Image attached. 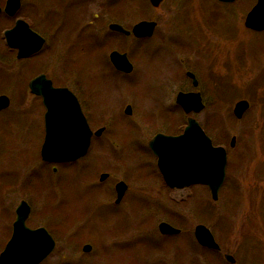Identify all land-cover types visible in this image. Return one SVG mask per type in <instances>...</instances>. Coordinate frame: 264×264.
<instances>
[{"label": "rangeland", "instance_id": "1", "mask_svg": "<svg viewBox=\"0 0 264 264\" xmlns=\"http://www.w3.org/2000/svg\"><path fill=\"white\" fill-rule=\"evenodd\" d=\"M75 1V14L86 15L79 27L87 38L92 19L88 14H96L97 5ZM120 1L124 3H113L112 12L126 17L107 16L108 22L133 27L154 20L158 28L153 42L115 44L128 54L136 70L122 80L124 88L118 95L107 86L117 80L112 69L106 71L101 51L94 50L81 61L79 76L94 77L91 89L103 114L96 115L94 126L106 128L85 159L59 166L54 174L52 166L40 162L38 118L16 116L15 108L0 116V253L14 210L26 201L32 208L28 221L32 228L57 226V248L43 264H231L224 254L233 255L235 264H264V34H254L244 25L255 1L239 0L235 11L217 0H166L159 10H153L149 0ZM28 3L25 0L24 17ZM60 5L42 3L36 15L31 9V18L49 23L50 18H59V11L62 14L65 2ZM82 6L85 14L79 11ZM101 21L89 25L98 27ZM102 30L98 37L110 41L108 26ZM82 38L77 39L80 59L85 53L81 47L88 48L86 41L80 45ZM61 40L65 46V39ZM4 48L0 39L1 63L7 61ZM188 71L198 79L206 105L192 117L214 145L228 153L227 175L217 202L205 186L167 192L147 146L157 132L179 133L187 125V115L175 97L180 91L194 90ZM131 85L137 91L138 106L124 91ZM240 100L249 101L250 109L237 120L233 108ZM128 102L134 108L132 117L124 114ZM234 137L236 144L231 147ZM103 173L109 178L101 184ZM119 182L126 183L129 192L117 206L114 188ZM162 222L181 234L162 237L158 232ZM197 225L210 229L221 252L198 244ZM85 244L93 247L91 253L82 252Z\"/></svg>", "mask_w": 264, "mask_h": 264}, {"label": "flooded vegetation", "instance_id": "2", "mask_svg": "<svg viewBox=\"0 0 264 264\" xmlns=\"http://www.w3.org/2000/svg\"><path fill=\"white\" fill-rule=\"evenodd\" d=\"M8 1L9 0H0V10H1L0 11V39L2 40L4 47H5L4 49L7 52V54H6L7 55V61H2V63L0 62V69H1L0 70V84L4 83V86L2 88H0V96L7 97L10 101V106L7 109L1 111L0 116L2 114L6 113L10 108H15L16 110H13V113H12L14 115L22 114L24 116H31L33 118H38V121L40 122L39 123L40 124V133H41V137H42V139L39 143L40 162H41V165L45 164V165L52 166V172L55 174V173H57L59 166H63V165L73 166V165L81 162L83 159H85L89 154V151L93 145L94 140L101 138L102 135L106 131V128H104V127L96 129L94 126V120L96 119V115L97 114L103 115L101 113V107L96 106V100L94 98V94L92 93V89H91V84L93 82L94 77L92 79L89 78V80H88V79H83L82 77L79 76V74H80L79 66L83 65V64H81V61L84 60V56L91 54L94 50H96V51L99 50L103 53L104 58H105V63L107 66L106 71L108 70V68H109V70L112 69L113 71L112 70H110V71L115 74L116 80H117V81L112 80L113 83L111 81H109L107 83V86L111 87L112 91L116 90L117 91L116 93L118 95V92H120L118 90H121V88L123 90V88H124V84H123L122 80L127 76L131 77L136 70H135V64L133 62H131L132 60H130L129 57L128 58L133 65V72L132 73H124V72H121L115 68V66L113 65V63L111 61V54L112 53L116 52L119 54H126L128 56L127 53L120 52L119 51L120 46H116L115 44H117V42H121V41H125L126 43H130V42H127V40L134 41V42H136V44L137 43L140 44V43H144V42H153L154 41L153 39L155 38V34H156V31L158 28V23L155 22L154 20L140 21V22H155L156 28H155V30L151 36L136 37L132 33V31H133V28L137 24H139L140 22L133 25V27H126L127 26L126 24H125L126 25L125 26L123 24H120V21H117L118 19L121 20L124 17H126V14L121 12V14H123V15H120V14L114 15L112 12L111 6L113 5V3L117 4V1H118V3L122 4V3H124L123 1L105 0L104 2L103 1L99 2V0H87L86 4L89 5V4L94 3V5H97L96 7L98 10L96 14L95 13L93 14L92 12H90L88 14L89 15L88 17L92 18L90 20L89 24L91 23V25H93L94 22L101 19L102 25L97 24L98 27H95V26L92 27L88 24L87 30H89V34L86 35L87 38H85L83 30H81L82 27L81 26L79 27V25H81L83 22H85L86 15H83L81 17L78 15V13H77V15L75 14V12H74L75 5H76L75 0H69V1H67V0H28L29 3L27 4V7L30 9L27 10V15L25 17L22 15V11L24 10L25 0H20L19 9L13 13H7L5 10ZM78 1H80V0H78ZM237 1H239V0H234V1L217 0V2L221 6H223L224 8H227V7L230 8L231 7L230 9H233V7ZM254 1H255V3L253 5H251L248 13H250L258 4V0H254ZM61 2L62 3L65 2L66 7H64V8L62 7V14L60 11L58 12L59 13V18H57L58 20L54 17V18H50V20H48L49 23H47L46 20H43V21L40 20L39 23H37L35 20H33L31 18V9L34 10V13L36 15V10H38V8L40 6H42V3H44V4H47V3L55 4L58 7V6H61L60 5ZM140 3L142 4V2H140ZM160 6L158 8H154L150 4V7L153 10H159ZM116 7H118V6H116ZM90 8H91V6H90ZM233 10L235 11V9H233ZM79 11L82 12L83 14H85L86 8L85 7L83 8V6H82V8ZM116 11H117V9H116ZM111 15L117 19V20H115V22H112V21L108 22L107 19H105L107 16L110 17ZM3 20H6V21L3 22ZM18 22L25 23L26 26L22 27V33H23V36H25V38H28L26 40V44L31 47L29 50H31V49L34 50L31 53H29L28 55H26L25 57H19V49L15 48V47H10L7 44V41L5 38V34L8 31H12L13 29H15L18 25ZM112 25H120L124 29H126L127 31H130L131 33H130V35H126L122 32L112 30L111 29ZM107 26H108V31H109L108 33L110 34V37L112 39L110 41L108 40V42H103V39L105 36L98 37L102 34L98 35L97 32L103 31L102 28L106 29ZM248 30H250V32L257 34V35L264 34V30L263 31H256V30H252V29H248ZM75 33H78V35H74ZM91 33H93L95 35V37L93 35H90ZM73 35L75 36L74 38L76 40L73 38ZM79 37H83L82 41L80 42L81 46L83 45L84 41H86V43L88 44V48H86L84 46L81 47L82 52H85V53L81 54V59L79 57L80 47L77 44L78 43L77 39ZM61 39H65V41H66L65 46H64V43H62ZM212 39L213 38L208 37L207 40H212ZM205 41L206 40L204 39V42ZM38 43H40L39 47H37ZM153 44H155V42ZM189 45H190V43H189ZM100 49H105V50L102 51ZM88 70H90V68H88ZM102 71L105 72V70L103 68H102ZM120 77H122V78H120ZM186 77H187V73H186ZM187 78L189 80H191L192 85H193V80L190 79L189 77H187ZM176 80H177V83H180L179 78H176ZM177 83H175V84H177ZM120 84H122V85H120ZM198 86H199V83H198ZM129 87H130L129 89L124 90L125 93H128L127 99H129L130 102L135 101L136 105H137V98H136L137 97V91L134 89L135 88L134 85H131ZM131 91H132V93H131ZM180 92H178V94ZM186 93H189V92H186ZM117 95L114 99L115 103H116ZM201 96H202V94H201ZM175 100H176V97H175ZM75 102L77 103V105L80 106L81 112H82L84 118L86 119V122H87V125H88L90 131L92 132V138H91V143H90L88 154L85 157H83L82 159H80L74 163H59V164H57V163H49V162L44 161L42 159V156H41V150H42V147H43L45 140H46V131H47V129H46V116H47V114L49 113V111L51 109L61 105V106H63L64 109H66L67 115H69V114L72 115V113H73L72 110H73ZM130 102H128L125 105V109H124V114L128 117H132L133 112H134V108L130 104ZM128 108L130 109V113H128V111H127ZM138 108H139V110L142 109L140 107H138ZM178 108L182 111V109L179 106H178ZM112 112L114 113V109H112ZM120 112H121V109H120ZM16 116H18V115H16ZM109 116H113V115H109ZM187 119H188V117H187ZM136 128L137 127H135L134 130H136ZM140 129H142L141 134H143V128H140ZM138 130H139V128H138ZM100 131H101V133L99 135H96ZM183 131H184V129L179 133L157 132L156 134H154L149 139L147 146L149 148V142L154 137H156L157 135L161 134L164 136H178V135H181L183 133ZM113 146H115L117 148L115 143L113 144ZM153 156L155 157V155H153ZM155 159H156V163H157V158L155 157ZM157 171L159 173L158 175L161 177V179L165 183V181H164V179L160 173L159 168L157 169ZM149 172H151V171H149ZM97 173H98V171H97ZM103 174H107V173H103ZM103 174H101L99 177V181L101 184L104 183L109 178V174H107L108 177L104 181H101V176ZM149 174L147 176L151 177L152 173H149ZM117 185H118V183L115 185V188H114L115 189V195H116ZM164 185L167 189V192L175 191V190L169 188L166 183ZM13 189H14V187H13ZM147 189H153V187L145 188V190H147ZM142 190H144V188ZM128 192H129V187H128L125 195H124V198L126 197ZM124 198H123V200H124ZM122 201L120 202V204L122 203ZM21 202H23V201H21ZM20 203H19V205H20ZM120 204H116V205L118 206ZM28 205L30 206L29 203H28ZM18 206L14 210V218H12L11 223L9 224L7 239L4 243V245L2 246L3 248H1V250H3L5 248V246L7 245V243L14 237L15 222L17 220V208H18ZM30 208H31V206H30ZM31 212H32V208H31ZM31 212H30L29 218L31 216ZM29 218L27 219V222H26V225L28 228L33 229V230L45 228L49 232V234L54 238V240L56 241V244H57V240H56V236H57L56 228H57V226H56V228L48 226L50 231L46 227H43V226L32 228L28 224ZM158 227H159V225H158ZM160 235L164 238L172 237V236L162 235L161 233H160ZM85 246H88V245L85 244L83 246L82 252L85 254L91 253L93 247H92L90 252H85L84 251ZM56 248H57V246H56Z\"/></svg>", "mask_w": 264, "mask_h": 264}, {"label": "water", "instance_id": "3", "mask_svg": "<svg viewBox=\"0 0 264 264\" xmlns=\"http://www.w3.org/2000/svg\"><path fill=\"white\" fill-rule=\"evenodd\" d=\"M150 1L154 7L158 8L164 0ZM19 7L20 0H9L5 10L7 13H13ZM23 26H26L25 23L18 22L15 29L5 34L7 44L19 49V57H25L34 51L29 50L31 47L26 44L28 38L23 36ZM246 27L256 31L264 30V0H259L258 5L248 15ZM155 28L156 23L143 22L136 25L132 33L136 37H147L153 34ZM111 29L130 35L129 31L119 25H112ZM39 46L40 43L37 47ZM111 61L119 71L124 73L133 71V65L126 54L112 53ZM188 75L194 79V88H197L194 75L190 73ZM177 103L187 114H198L205 109L199 93H179ZM9 105V99L0 96V112L7 109ZM249 107L250 104L246 100L236 103L234 107L236 118L242 119ZM72 111V115H67L66 109L60 105L51 109L47 114L46 140L42 148L44 161L67 163L77 161L87 154L92 132L76 102ZM127 111L130 113L129 108ZM100 133L101 131L96 135ZM235 144L236 138H233L231 147H234ZM149 147L158 158L159 170L170 188L184 189L193 184H201L208 187L213 201L219 200V193L226 179L227 150L224 147H215L194 118L188 119V125L182 135L178 137L158 135L150 141ZM107 177L108 175H102L101 181ZM127 189L124 182L117 185V204L122 201ZM30 211L26 202H22L18 207L14 237L1 253L0 264H41L55 250L56 242L46 229L31 230L26 227ZM159 231L163 235H178L180 233L179 229L168 223H161ZM195 237L201 246L221 251L220 245L206 226L198 225L195 228ZM91 249V246L84 247L85 252H90ZM224 257L227 262L236 263L232 255L225 254Z\"/></svg>", "mask_w": 264, "mask_h": 264}]
</instances>
